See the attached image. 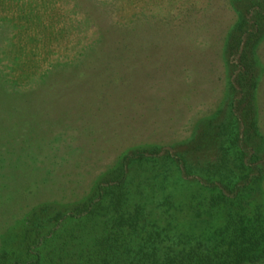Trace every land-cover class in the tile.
Returning a JSON list of instances; mask_svg holds the SVG:
<instances>
[{
    "label": "rangeland",
    "instance_id": "rangeland-1",
    "mask_svg": "<svg viewBox=\"0 0 264 264\" xmlns=\"http://www.w3.org/2000/svg\"><path fill=\"white\" fill-rule=\"evenodd\" d=\"M257 2L264 6L0 0V248L24 216L49 204L72 206L117 175L124 157L143 151L179 160L191 151L190 142L229 107L242 54L230 52L235 35L240 46L252 39L243 63H252L250 90L264 134V19ZM190 156L196 166L214 158L206 150ZM156 171L158 183L169 175ZM175 180L147 193L145 202L158 192L175 195L183 187Z\"/></svg>",
    "mask_w": 264,
    "mask_h": 264
},
{
    "label": "trees",
    "instance_id": "trees-1",
    "mask_svg": "<svg viewBox=\"0 0 264 264\" xmlns=\"http://www.w3.org/2000/svg\"><path fill=\"white\" fill-rule=\"evenodd\" d=\"M240 40L230 43L232 57L242 53L243 71L229 82L227 112L190 142L191 151L179 160L134 152L72 206L35 208L0 248V264H264V134L250 90L252 63H243L252 39ZM198 150L213 160L196 166L190 155ZM158 166L169 174L161 183ZM172 177L184 188L145 202Z\"/></svg>",
    "mask_w": 264,
    "mask_h": 264
}]
</instances>
